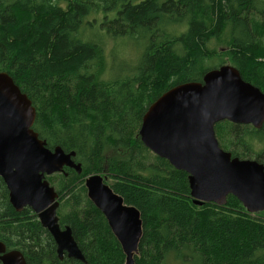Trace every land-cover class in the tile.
<instances>
[{
  "label": "trees",
  "instance_id": "obj_1",
  "mask_svg": "<svg viewBox=\"0 0 264 264\" xmlns=\"http://www.w3.org/2000/svg\"><path fill=\"white\" fill-rule=\"evenodd\" d=\"M116 39L144 44L137 63L118 57ZM225 64L264 93V0H0V71L32 100L40 139L75 152L82 167L47 179L60 195V226L70 227L85 262L59 258L38 216L12 207L2 178L0 242L27 264H125L87 196L85 179L100 174L141 213L135 264H264V212L248 213L233 196L222 207L194 205L188 174L139 136L162 94ZM215 128L233 157L264 164V125Z\"/></svg>",
  "mask_w": 264,
  "mask_h": 264
},
{
  "label": "water",
  "instance_id": "obj_2",
  "mask_svg": "<svg viewBox=\"0 0 264 264\" xmlns=\"http://www.w3.org/2000/svg\"><path fill=\"white\" fill-rule=\"evenodd\" d=\"M36 117L32 100L0 71V178L10 203L17 212L30 208L37 214L54 238L61 260L67 255L85 262L70 227L60 226V195L47 179L65 168L81 174L82 167L74 161L75 152L48 148L33 129ZM221 122L257 130L264 125V93L226 64L208 71L202 82L180 84L162 94L144 114L139 136L154 155L188 174L194 205L225 206L233 196L248 213L264 212V164L224 150L215 128ZM106 179L100 174L87 177V196L121 244L125 264H135L143 237L141 213L125 203ZM0 264L27 261L20 251H8L0 242Z\"/></svg>",
  "mask_w": 264,
  "mask_h": 264
},
{
  "label": "rangeland",
  "instance_id": "obj_3",
  "mask_svg": "<svg viewBox=\"0 0 264 264\" xmlns=\"http://www.w3.org/2000/svg\"><path fill=\"white\" fill-rule=\"evenodd\" d=\"M111 41H112V44L114 46H117L115 53L118 55V57L123 58V54H124V55H126V58H128L130 61L133 60L135 63L138 62V57H137L138 55H136V52H139L140 49L143 50L144 44H138V43L130 41L128 39H118V40L116 39V40H111ZM109 47L110 48L108 49V51H110V50L114 51V48H111V45H109ZM223 49H225V48H222V49L219 48L218 50L221 51ZM121 62H123V60ZM217 65H218V63L216 61L214 63V65H211V66H217ZM226 65H229V64H226ZM111 66L112 65H110V67ZM217 138L220 142H222L224 145H226L227 142L225 140L224 135L222 134V131L220 132V135L217 136ZM258 148H260V147H258ZM257 214H259V213H257ZM257 214H255V215H257Z\"/></svg>",
  "mask_w": 264,
  "mask_h": 264
},
{
  "label": "bare ground",
  "instance_id": "obj_4",
  "mask_svg": "<svg viewBox=\"0 0 264 264\" xmlns=\"http://www.w3.org/2000/svg\"><path fill=\"white\" fill-rule=\"evenodd\" d=\"M8 190V189H7ZM9 192V191H8ZM9 202H10V199H9ZM11 204V203H10ZM226 206V205H225ZM13 207V206H12ZM222 207V206H221ZM32 210V209H31ZM33 211V210H32ZM34 214H36L35 212H34ZM37 215V214H36ZM42 226V225H41ZM53 238V237H52ZM54 239V238H53ZM55 241V240H54ZM68 257V256H67Z\"/></svg>",
  "mask_w": 264,
  "mask_h": 264
},
{
  "label": "flooded vegetation",
  "instance_id": "obj_5",
  "mask_svg": "<svg viewBox=\"0 0 264 264\" xmlns=\"http://www.w3.org/2000/svg\"><path fill=\"white\" fill-rule=\"evenodd\" d=\"M7 188V187H6ZM65 257V256H64Z\"/></svg>",
  "mask_w": 264,
  "mask_h": 264
}]
</instances>
